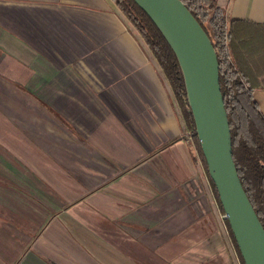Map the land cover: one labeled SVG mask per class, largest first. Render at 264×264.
<instances>
[{"label": "crops", "instance_id": "0c3cea01", "mask_svg": "<svg viewBox=\"0 0 264 264\" xmlns=\"http://www.w3.org/2000/svg\"><path fill=\"white\" fill-rule=\"evenodd\" d=\"M215 2L264 31V0ZM253 97L264 117V86ZM215 205L112 0H0V264H100L91 246L116 264H240Z\"/></svg>", "mask_w": 264, "mask_h": 264}, {"label": "water", "instance_id": "95a60500", "mask_svg": "<svg viewBox=\"0 0 264 264\" xmlns=\"http://www.w3.org/2000/svg\"><path fill=\"white\" fill-rule=\"evenodd\" d=\"M160 32L181 70L195 136L243 264H264V229L232 159L215 50L180 0H132Z\"/></svg>", "mask_w": 264, "mask_h": 264}, {"label": "trees", "instance_id": "16d2710c", "mask_svg": "<svg viewBox=\"0 0 264 264\" xmlns=\"http://www.w3.org/2000/svg\"><path fill=\"white\" fill-rule=\"evenodd\" d=\"M112 1L145 41L168 80L206 168L175 55L157 28L132 0ZM180 1L201 26L215 50L220 92L230 128L232 159L242 188L264 229V117L253 97L252 61L247 51L255 33L260 34L263 30L253 24L227 22L224 10L216 5L215 0ZM262 82L264 84V80ZM211 185L216 194L212 182ZM228 232L240 264H243L229 228Z\"/></svg>", "mask_w": 264, "mask_h": 264}, {"label": "rangeland", "instance_id": "374dc122", "mask_svg": "<svg viewBox=\"0 0 264 264\" xmlns=\"http://www.w3.org/2000/svg\"><path fill=\"white\" fill-rule=\"evenodd\" d=\"M247 51H249V57H250V60L252 61L251 62V67H252V71H251L252 77L251 78L253 79V81L251 82V84H253V88L254 87H263L264 84H263L262 80H264V31L262 33H260V35H258L255 40H253L249 43ZM173 96H174V94H173ZM174 98H175V96H174ZM180 113H181V111H180ZM209 185H210L211 196L214 198L215 203H216L215 206L217 208L219 218L221 219V221L224 222L225 230L228 231V227L226 224L227 221H224L222 219L223 212L221 210V207H220L219 202H218V198L216 197V194L213 190V187L211 185L210 180H209ZM91 247H92L91 250L94 253V259L96 260V262H98L100 264H116V262H115L116 259L111 255H108V254L104 255L103 252H100L99 246H91ZM163 264H165V263H163Z\"/></svg>", "mask_w": 264, "mask_h": 264}, {"label": "built area", "instance_id": "2783aa9c", "mask_svg": "<svg viewBox=\"0 0 264 264\" xmlns=\"http://www.w3.org/2000/svg\"><path fill=\"white\" fill-rule=\"evenodd\" d=\"M190 135H191V132H190ZM222 219L224 220V221H227L226 220V215L223 213V215H222Z\"/></svg>", "mask_w": 264, "mask_h": 264}]
</instances>
